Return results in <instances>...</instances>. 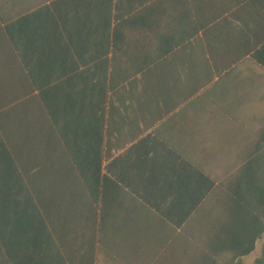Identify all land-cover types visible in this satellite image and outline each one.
I'll use <instances>...</instances> for the list:
<instances>
[{"label": "crops", "instance_id": "0c3cea01", "mask_svg": "<svg viewBox=\"0 0 264 264\" xmlns=\"http://www.w3.org/2000/svg\"><path fill=\"white\" fill-rule=\"evenodd\" d=\"M0 264H264V0H0Z\"/></svg>", "mask_w": 264, "mask_h": 264}]
</instances>
